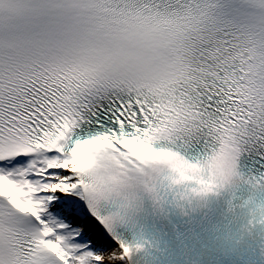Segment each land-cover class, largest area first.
I'll return each instance as SVG.
<instances>
[{
    "label": "snow or ice",
    "instance_id": "snow-or-ice-1",
    "mask_svg": "<svg viewBox=\"0 0 264 264\" xmlns=\"http://www.w3.org/2000/svg\"><path fill=\"white\" fill-rule=\"evenodd\" d=\"M244 156L264 0H0V264H119L143 196L202 198Z\"/></svg>",
    "mask_w": 264,
    "mask_h": 264
},
{
    "label": "bare ground",
    "instance_id": "bare-ground-1",
    "mask_svg": "<svg viewBox=\"0 0 264 264\" xmlns=\"http://www.w3.org/2000/svg\"><path fill=\"white\" fill-rule=\"evenodd\" d=\"M120 241H121V242H124L123 240H120ZM109 242L111 243V245H112L113 247H116L117 242H116V240L112 239V237H109ZM124 243H125V242H124ZM130 257H131V256H130ZM130 257L125 258V259L122 260V261H119V264H134V263L132 262V260H131Z\"/></svg>",
    "mask_w": 264,
    "mask_h": 264
}]
</instances>
